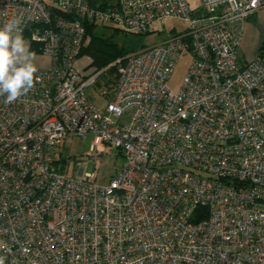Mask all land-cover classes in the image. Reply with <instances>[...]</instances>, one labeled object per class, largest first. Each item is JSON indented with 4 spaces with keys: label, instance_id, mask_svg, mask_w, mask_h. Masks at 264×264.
<instances>
[{
    "label": "built area",
    "instance_id": "built-area-1",
    "mask_svg": "<svg viewBox=\"0 0 264 264\" xmlns=\"http://www.w3.org/2000/svg\"><path fill=\"white\" fill-rule=\"evenodd\" d=\"M264 0H0V25L50 60L11 104L0 97V256L5 264H264V62L239 54ZM187 23L82 73L87 25L155 33ZM191 61L179 91L169 80ZM99 106L88 90L109 68ZM90 67V62L84 68ZM91 137L79 174L60 148ZM117 149L119 173L98 163Z\"/></svg>",
    "mask_w": 264,
    "mask_h": 264
},
{
    "label": "rangeland",
    "instance_id": "rangeland-1",
    "mask_svg": "<svg viewBox=\"0 0 264 264\" xmlns=\"http://www.w3.org/2000/svg\"><path fill=\"white\" fill-rule=\"evenodd\" d=\"M186 26L187 23H185L183 20L166 19L164 24L155 25V33H150L139 37H136L132 34H128V41L132 43L133 40H138L143 46H154L164 42L172 34V32H174V30L180 32ZM98 30L100 33H105L108 35L112 34L113 31L112 28H107L103 26H100ZM127 39L128 38L126 37L125 33L120 32L117 37V42L119 43V45H122L124 42H126ZM27 40L30 43V47L36 46L29 39ZM34 53L35 63L38 67H45V69L50 67V61L48 60V57L40 55L36 52ZM90 61H92V59L89 55H81V57L78 58L76 61V67L80 69L82 73H90L93 67H88L86 69L84 68L85 63L88 64ZM190 61V55H187L185 53H183L181 58L179 59L176 68L169 80V85L174 91H179V89L181 88L185 76L187 74ZM103 88V84L101 82H98L95 86L91 87L88 90L89 95L95 100V102L99 106H102V101L100 100L99 95L102 92ZM90 146L91 137H75L72 141H66L62 145L59 150V156L62 158L70 159L71 170L74 169L76 171V174H79V166L77 165L79 161H81L82 164L86 166V171L91 172L95 169L96 164L86 158V154L89 152ZM101 158L102 160L98 163L99 169L97 183L100 185H106L113 176H116L119 173L124 159L122 156H120V153L117 149L112 150L111 152L104 153Z\"/></svg>",
    "mask_w": 264,
    "mask_h": 264
},
{
    "label": "clouds",
    "instance_id": "clouds-1",
    "mask_svg": "<svg viewBox=\"0 0 264 264\" xmlns=\"http://www.w3.org/2000/svg\"><path fill=\"white\" fill-rule=\"evenodd\" d=\"M20 25L16 17L0 25V97L6 104L26 95L39 81L35 53ZM0 248L6 249V245L0 244ZM0 264H5L4 256H0Z\"/></svg>",
    "mask_w": 264,
    "mask_h": 264
},
{
    "label": "trees",
    "instance_id": "trees-1",
    "mask_svg": "<svg viewBox=\"0 0 264 264\" xmlns=\"http://www.w3.org/2000/svg\"><path fill=\"white\" fill-rule=\"evenodd\" d=\"M98 26L89 24L87 25V35L91 37V42L84 47L81 55L87 54L91 57L90 67L103 68L110 65L116 59L126 55L130 51L136 50L143 46L138 40H133L132 43L129 40V33H125L128 38L126 42L119 45L117 42V37L120 34L119 29L113 27L112 34L100 33ZM123 33V32H122ZM136 37L142 36L139 34H132ZM133 36V37H134ZM264 56V44L260 49L259 57ZM118 77V67L113 66L108 69V71L102 75L99 82L103 84L104 87H109L110 84L114 83Z\"/></svg>",
    "mask_w": 264,
    "mask_h": 264
},
{
    "label": "crops",
    "instance_id": "crops-1",
    "mask_svg": "<svg viewBox=\"0 0 264 264\" xmlns=\"http://www.w3.org/2000/svg\"><path fill=\"white\" fill-rule=\"evenodd\" d=\"M263 44H264V7L261 8L253 17H251L243 25L242 33L240 37V45H239V54L242 60L251 61L256 59L259 56V52ZM31 50L33 52L42 55L37 45L34 47L32 46ZM262 60L264 62V56L262 57ZM43 69H45V67Z\"/></svg>",
    "mask_w": 264,
    "mask_h": 264
}]
</instances>
